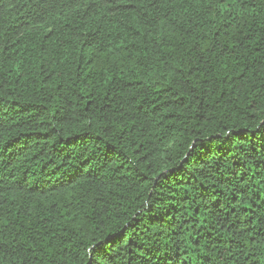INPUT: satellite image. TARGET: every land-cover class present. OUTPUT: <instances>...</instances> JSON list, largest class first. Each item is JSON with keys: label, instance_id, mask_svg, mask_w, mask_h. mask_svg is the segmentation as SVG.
I'll return each instance as SVG.
<instances>
[{"label": "trees", "instance_id": "obj_1", "mask_svg": "<svg viewBox=\"0 0 264 264\" xmlns=\"http://www.w3.org/2000/svg\"><path fill=\"white\" fill-rule=\"evenodd\" d=\"M0 264H264V0H0Z\"/></svg>", "mask_w": 264, "mask_h": 264}]
</instances>
